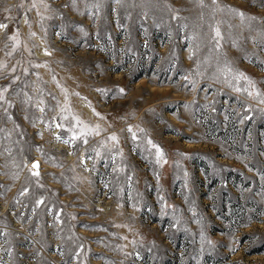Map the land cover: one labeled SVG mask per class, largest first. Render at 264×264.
<instances>
[{
	"label": "rangeland",
	"instance_id": "obj_1",
	"mask_svg": "<svg viewBox=\"0 0 264 264\" xmlns=\"http://www.w3.org/2000/svg\"><path fill=\"white\" fill-rule=\"evenodd\" d=\"M0 25V264H264V0H0Z\"/></svg>",
	"mask_w": 264,
	"mask_h": 264
},
{
	"label": "snow or ice",
	"instance_id": "obj_2",
	"mask_svg": "<svg viewBox=\"0 0 264 264\" xmlns=\"http://www.w3.org/2000/svg\"><path fill=\"white\" fill-rule=\"evenodd\" d=\"M213 3H215V0H213ZM238 14L241 16V18H243V13H238ZM0 27H5V26H4V25H0ZM215 36H216L217 38H220L221 34H220L219 29H216V30H215ZM217 42H218V39H217ZM222 71L225 72V73H233V70H232L231 67H230L229 65H227V64L224 65V68L222 69ZM226 78H227V75H226ZM233 78H234V79H237V80H239V79H244V80L247 81L250 85L252 84V81L249 80V79H248L246 76H244L242 73L234 74ZM5 90H6V89H5ZM121 91H122V90H121ZM236 91H241V89H240V88H236ZM251 94H252V93L249 92V95H251ZM261 102L264 103V101H261ZM247 118H248V117H245V119H247ZM58 126H59V125H58ZM129 131H131V129H129ZM73 139H75V137H73ZM110 139H112V140H116V137H115V136H112V137H110ZM133 139H134V140L136 139L135 134H133ZM85 143H86V141H85ZM148 143H149L153 148H155V150H156V157H157V163H159L160 160L163 158V152H162V150L159 148V146L153 144L151 140H149ZM165 162H166V161H165ZM33 168H38V164L34 162V163H33ZM37 174H38V173H37ZM39 203H43V202L40 201Z\"/></svg>",
	"mask_w": 264,
	"mask_h": 264
}]
</instances>
